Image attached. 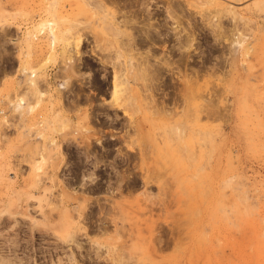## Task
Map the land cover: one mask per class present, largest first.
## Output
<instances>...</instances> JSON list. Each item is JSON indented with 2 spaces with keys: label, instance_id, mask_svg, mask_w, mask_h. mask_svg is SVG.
Here are the masks:
<instances>
[{
  "label": "rangeland",
  "instance_id": "374dc122",
  "mask_svg": "<svg viewBox=\"0 0 264 264\" xmlns=\"http://www.w3.org/2000/svg\"><path fill=\"white\" fill-rule=\"evenodd\" d=\"M60 263L264 264V0H0V264Z\"/></svg>",
  "mask_w": 264,
  "mask_h": 264
},
{
  "label": "bare ground",
  "instance_id": "6f19581e",
  "mask_svg": "<svg viewBox=\"0 0 264 264\" xmlns=\"http://www.w3.org/2000/svg\"><path fill=\"white\" fill-rule=\"evenodd\" d=\"M95 1H96V0H95ZM100 2H101V1H100ZM136 2H137V0H136ZM132 3H133V2H132ZM138 3H139V2H138ZM140 3H141V1H140ZM97 5H98V4H97ZM149 16H150V15H149ZM135 18H136V17H135ZM139 22H140V21H139ZM116 23H117V22H116ZM114 27H115V26H114ZM114 27H113V28H114ZM119 27H120V26H119ZM119 27H118V28H119ZM115 28H116V27H115ZM115 28H114V29H115ZM114 29H113V30H114ZM119 31H120V30H119ZM116 32H117V30H116ZM140 32H141V31H140ZM148 35H149V34H148ZM150 36H151V35H150ZM74 38H75V37H74ZM146 38H147V37H146ZM152 38H153V37H152ZM150 39H151V38H150ZM75 40H77V39H75ZM146 40H147V39H146ZM75 42H77L75 47L78 48L79 45H80V43H81V38H78V40L75 41ZM77 50H78V49H77ZM77 50H76V51H77ZM78 54H79V53H78ZM78 54H77V55H78ZM146 60H147V59H146ZM115 62H116V61H115ZM118 62H119V61H118ZM119 65H120V64H119ZM119 69H120V68H119ZM121 69H122V68H121ZM120 71H121V70H120ZM135 73H136V72H135ZM137 73H138V72H137ZM117 76H118V71H117V72L114 71V77H113V83H112V84H113V90H112V92H113V96L116 95L115 97H118L117 94L120 92V89H118V87H120L119 85H120V83H121V81L118 79ZM120 76H122V75H120ZM133 77H134V76H133ZM134 78H135V77H134ZM127 81H128V80H127ZM123 82H124V81H123ZM127 83H128V82H127ZM124 85H125V84H124ZM120 88H121V87H120ZM125 93H126V92H125ZM28 95H29V94H28ZM118 95H120V94H118ZM123 95H124V94H122V95H120V96H123ZM125 95H126V94H125ZM29 96H30V95H29ZM120 96H119V98H120ZM22 97H23V96H22ZM113 98H114V97H113ZM20 99H22V98H20ZM120 99H121V98H120ZM120 99H118V100H120ZM25 100H26V98H25ZM19 101H20V100H19ZM23 102H24V101L19 102V103L24 104L25 102H24V103H23ZM26 102H27V101H26ZM17 104H18V102H17ZM22 104H21V105H22ZM117 104H118V103H117ZM23 106H24V105H23ZM19 108H20V107H19ZM110 188H111V187H110ZM108 190H109V189H108ZM109 191H110V190H109ZM72 258H73V256H72ZM69 259H71V258H69ZM74 261H75V260H74ZM62 263H63V262H62ZM60 264H61V263H60Z\"/></svg>",
  "mask_w": 264,
  "mask_h": 264
}]
</instances>
